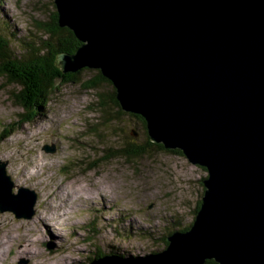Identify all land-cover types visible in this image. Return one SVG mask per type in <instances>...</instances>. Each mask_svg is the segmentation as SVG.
Instances as JSON below:
<instances>
[{"label":"water","instance_id":"1","mask_svg":"<svg viewBox=\"0 0 264 264\" xmlns=\"http://www.w3.org/2000/svg\"><path fill=\"white\" fill-rule=\"evenodd\" d=\"M53 2L80 42L60 70H99L151 142L207 172L193 221L162 250L89 264H264V0ZM35 202L0 160V211L30 218Z\"/></svg>","mask_w":264,"mask_h":264},{"label":"rangeland","instance_id":"2","mask_svg":"<svg viewBox=\"0 0 264 264\" xmlns=\"http://www.w3.org/2000/svg\"><path fill=\"white\" fill-rule=\"evenodd\" d=\"M53 4L0 0V14L36 43L45 37L42 25ZM95 74L83 69L78 82H55L50 101L31 122L21 119L25 108L9 97L13 85L0 80V160L13 192L36 193L30 218L0 211V264H76L93 249L87 238L94 222L104 225L123 210L134 226L154 227L160 234L173 214L190 219L201 200L200 179L207 172L183 154L154 146L138 156L120 154L130 142L143 145L144 135L135 117L109 102L107 84L98 87L101 99L83 86ZM110 229L102 230L104 243ZM157 234L155 240L134 235L112 241L146 255L162 248Z\"/></svg>","mask_w":264,"mask_h":264},{"label":"trees","instance_id":"3","mask_svg":"<svg viewBox=\"0 0 264 264\" xmlns=\"http://www.w3.org/2000/svg\"><path fill=\"white\" fill-rule=\"evenodd\" d=\"M53 5L54 10L49 13L47 20L42 25L45 37L40 36L36 43L33 42V38H30L29 36L25 38V35L21 34L20 29L14 25L10 18L6 15L0 14V80L5 81L6 86L13 85V88H16V90L12 88V90L9 91V97L16 100L18 105L25 108L24 111L27 113V116H22L21 118L25 122H31L34 117L39 115L40 110L47 106L53 91L56 90L55 82L61 84L78 82V75L83 69H92L82 68L74 73H63L60 70V67L57 65V54L61 52L73 53L80 45V42L68 27L59 25L56 7L55 4ZM14 40L18 43H14ZM95 73V77L85 81L83 86L87 89L95 90L96 98L101 99L103 95L98 91V87L100 84H107L109 90L105 94L109 99V102L121 111V108L115 99V88L111 81L102 76L99 70L95 69ZM98 103L101 106V102L99 101ZM128 115L135 117L136 122L144 135V144L139 146L137 143L130 142L127 144L128 147L126 146L119 150L120 154L128 157L138 156L145 152L150 146H154L162 151L182 154L178 149H165L161 144L151 142L147 135L144 119L140 115H135L133 113H128ZM132 132L133 134H137L140 131L135 130ZM201 168L206 171L204 167ZM204 176H202L201 179H203ZM201 188L202 194V191L204 190L202 182ZM200 203L201 200L198 199L197 203L192 208L190 219L188 220L184 219V216L179 213L173 214L164 228H160L161 232H158L160 234L155 232L154 227L134 226L131 221L127 220L126 212L123 210L120 211V214L116 219H110L109 221L103 220L102 224L104 225H99V223L94 222V225H89L88 230L90 235L87 238V242L93 249L91 250L90 255L82 256L83 260L76 264H89L92 260L99 259L106 255H116L123 258L136 259L144 257L145 254H133L129 248H125L112 241L114 239L128 240L134 235H137L138 237H148L155 240L157 238L155 235L157 234L159 235L158 238H160L159 240H161L163 248L167 244L165 239L166 236L172 231L188 229ZM119 223L122 224V226H120ZM123 223H125V225ZM106 227L107 230L110 228L112 229V234L110 237L104 239L106 242L104 243L102 241L103 238L101 237V233L103 228ZM105 236L106 235L103 237ZM162 248L157 249V251L162 250ZM147 254L148 253H146V255ZM204 264L217 263L211 259L207 260Z\"/></svg>","mask_w":264,"mask_h":264},{"label":"bare ground","instance_id":"4","mask_svg":"<svg viewBox=\"0 0 264 264\" xmlns=\"http://www.w3.org/2000/svg\"><path fill=\"white\" fill-rule=\"evenodd\" d=\"M34 174H35V173H34ZM47 222H50V220H47ZM46 225H50V223H48V224H46ZM46 225H45V226H46ZM129 256H130V255H129Z\"/></svg>","mask_w":264,"mask_h":264}]
</instances>
